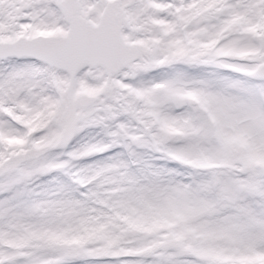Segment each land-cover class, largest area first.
I'll list each match as a JSON object with an SVG mask.
<instances>
[{"label":"snow or ice","instance_id":"6c2138e0","mask_svg":"<svg viewBox=\"0 0 264 264\" xmlns=\"http://www.w3.org/2000/svg\"><path fill=\"white\" fill-rule=\"evenodd\" d=\"M0 264H264V0H0Z\"/></svg>","mask_w":264,"mask_h":264}]
</instances>
